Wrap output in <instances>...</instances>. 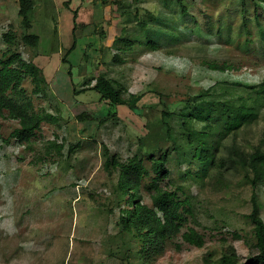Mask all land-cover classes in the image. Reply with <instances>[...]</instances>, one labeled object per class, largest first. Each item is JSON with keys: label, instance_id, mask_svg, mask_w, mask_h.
Wrapping results in <instances>:
<instances>
[{"label": "rangeland", "instance_id": "374dc122", "mask_svg": "<svg viewBox=\"0 0 264 264\" xmlns=\"http://www.w3.org/2000/svg\"><path fill=\"white\" fill-rule=\"evenodd\" d=\"M34 2L31 33L40 42L19 51L36 70L41 91L33 94L32 77L23 89L36 112L46 111L57 121L44 122L26 144L12 137L19 121L0 117V264L139 263L126 251L117 225L122 197L117 176L104 170L105 146L122 160L168 153L172 175L163 186L184 185L192 194L195 221L187 226L204 236L205 246L186 244L179 235L146 264H204L205 254L218 257L227 246L241 261L254 255L248 218L252 177L229 169L223 178L213 172L200 184L196 172L186 176L183 158L167 140L163 110L170 107L169 121L178 129L188 99L212 89L229 99L244 94L234 80L247 85L264 80V0H71L69 7L55 0ZM18 10V0H0V54L5 32L22 33ZM140 21L164 33L157 51L140 44L150 31ZM127 42L135 45L125 49ZM215 63L235 70L221 73L206 66ZM100 76L114 82L124 98L144 94L137 110L102 99L92 88ZM224 88L228 92L222 94ZM258 102L261 118L227 137L226 145L234 140L251 150L259 141L264 96ZM83 113L87 117L80 120ZM194 122L197 129L204 125ZM51 142L63 146L60 154L50 149ZM225 154L222 150L219 157ZM258 196L264 220V185Z\"/></svg>", "mask_w": 264, "mask_h": 264}, {"label": "trees", "instance_id": "16d2710c", "mask_svg": "<svg viewBox=\"0 0 264 264\" xmlns=\"http://www.w3.org/2000/svg\"><path fill=\"white\" fill-rule=\"evenodd\" d=\"M178 1L182 3V0ZM254 1L257 2V0ZM70 2L71 0H68L64 5L69 7ZM18 4L21 35L17 36L12 30L2 35L6 48L0 54V117L19 121L20 127L12 133V137L20 143L28 144L36 137L44 122L56 123L57 119L46 111L36 112L30 97L23 89L24 81L32 77L35 83L33 94L38 95L41 91V82L36 78V70L19 51L21 45L37 47L40 37L31 33L33 25L30 13L35 8L34 0H18ZM182 7L183 11H186V7ZM76 15L77 13L74 12V30L76 29ZM159 18L162 19V17H154L156 22ZM169 18L171 19L172 16L164 19ZM139 24L145 30H150L140 44L146 45L152 51L160 49L161 40L159 38L164 33H160L158 31L160 29L148 28L144 21H140ZM217 33L221 37V30ZM134 45V42H127L125 49ZM75 46L76 41H73L71 50ZM206 66L209 70L221 73H230L235 70L231 64L215 63ZM229 81H223V83L227 84L226 82ZM233 82L235 86L244 88V94L233 95L227 99L219 96L220 93L216 89L215 91L212 89L202 94L201 98L188 99L187 107L183 110L185 121L178 129L170 123L173 114L169 110L170 107L165 105L163 114L168 121L163 122L168 142L177 151L176 156L184 160L186 176L196 172L195 174L200 177V184L213 172L217 179L223 178L222 171L229 169L241 170L247 177H252L250 180L252 210L248 218L253 224L257 252L247 260L241 261L235 248L227 246L218 257H215L213 253L205 254L204 264H264V220L258 196L259 188L264 185V133L251 147V150L242 149L234 140L230 145L225 144L227 137L234 133L237 134L236 132L242 127L247 128L261 118L263 112L259 110L258 101L264 96V80L258 84L249 85L242 80ZM92 88L101 94L102 99L116 108L128 106L133 111L137 110L138 103L145 96L144 94H131L129 98H124L114 82L105 76L97 78ZM221 91L225 94L228 89L224 88ZM234 91L237 90L234 89ZM214 112L217 118L212 120ZM85 115L83 113L78 118L83 120L87 117ZM195 120L204 121L201 129L196 128ZM49 147L56 149L58 154L63 148L55 142H51ZM221 149L226 154L219 157ZM104 150V170L110 176H117V189L122 197L119 203L117 225L126 238L125 243L128 244L126 251L135 256L138 264L149 263L163 253L168 244L179 235L186 244L197 248L205 246L204 236L194 228L187 226L191 219L195 221L192 194L186 191L184 185L163 186V183L170 180L172 175L171 157L168 153L158 150L150 153L148 160L139 154L122 160L107 146ZM185 227H187L186 231H183Z\"/></svg>", "mask_w": 264, "mask_h": 264}, {"label": "crops", "instance_id": "0c3cea01", "mask_svg": "<svg viewBox=\"0 0 264 264\" xmlns=\"http://www.w3.org/2000/svg\"><path fill=\"white\" fill-rule=\"evenodd\" d=\"M52 1H53V0H52ZM55 1H56L57 3L60 2V3L64 4V3L67 2L68 0H60V1H59V0H55Z\"/></svg>", "mask_w": 264, "mask_h": 264}]
</instances>
